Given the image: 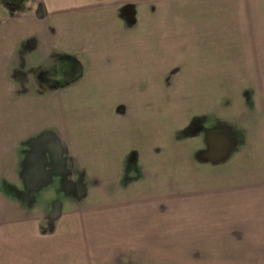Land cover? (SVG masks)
Returning <instances> with one entry per match:
<instances>
[{
	"label": "crops",
	"instance_id": "1",
	"mask_svg": "<svg viewBox=\"0 0 264 264\" xmlns=\"http://www.w3.org/2000/svg\"><path fill=\"white\" fill-rule=\"evenodd\" d=\"M0 264H264V0H0Z\"/></svg>",
	"mask_w": 264,
	"mask_h": 264
},
{
	"label": "rangeland",
	"instance_id": "2",
	"mask_svg": "<svg viewBox=\"0 0 264 264\" xmlns=\"http://www.w3.org/2000/svg\"><path fill=\"white\" fill-rule=\"evenodd\" d=\"M7 1H9V2H11V3H18V4H22V3H24V0H7ZM69 64H66V65H64V67L65 68H67V69H69ZM60 71V73H61V71H62V68H57L56 70H55V73H56V75H57V73ZM64 71H65V69H64ZM50 153V152H49Z\"/></svg>",
	"mask_w": 264,
	"mask_h": 264
}]
</instances>
